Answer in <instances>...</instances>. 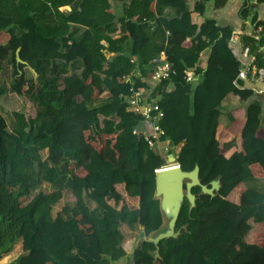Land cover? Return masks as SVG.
Segmentation results:
<instances>
[{"label":"trees","instance_id":"16d2710c","mask_svg":"<svg viewBox=\"0 0 264 264\" xmlns=\"http://www.w3.org/2000/svg\"><path fill=\"white\" fill-rule=\"evenodd\" d=\"M118 1L125 36L113 39L108 0H0V73L11 64L12 93L36 107L34 118L15 113L11 132L0 114V259L20 250L14 264H115L127 256L124 234L138 219L146 235L161 227L155 173L167 156L148 146L138 129L144 120L125 102L146 91L163 114L161 140L180 146L182 171L198 165L201 184L210 188L219 178L221 188L213 199L192 189L196 205L189 213L185 200L176 224L180 236L159 243L156 262L154 245L141 243L132 264H264V193L241 189L249 179L264 180V110L255 91L243 88L244 64L230 49L238 36L264 83V20L250 16L245 0L239 17H250L255 33L237 35L204 16L207 3L221 10L230 0H201L191 10L187 0ZM71 3L68 14L59 11ZM166 8L175 10L174 18L163 15ZM153 18L156 34L147 23ZM161 53L174 75L157 86L143 82L153 71L145 67ZM76 61L81 69L71 73ZM189 69L195 83L186 81ZM4 93L0 89V97ZM228 95L245 105L230 111L224 127L219 108ZM234 141L237 148L227 151ZM57 180V190L32 196L43 182ZM235 192L238 203L228 199ZM53 205H60L55 218Z\"/></svg>","mask_w":264,"mask_h":264},{"label":"water","instance_id":"95a60500","mask_svg":"<svg viewBox=\"0 0 264 264\" xmlns=\"http://www.w3.org/2000/svg\"><path fill=\"white\" fill-rule=\"evenodd\" d=\"M230 49L235 57L244 64V69L239 77V80L243 83V88L264 93V83H253L247 76L252 60L247 54H244L240 43L231 41ZM17 62H20L18 57ZM167 163L169 165H175L156 171L153 197L154 200L159 202L162 225L158 230L146 235L145 228L138 219L135 230L129 236L125 237V239H134V245L127 256L123 258L124 261L129 258L132 263L135 251L139 248L140 244L149 243L155 247V250L150 255L154 259V262H156L160 258L159 243L164 240L177 239L181 234V231H176V224L185 200L189 204V213H191L196 205V196L193 195L192 189L199 187L201 189L200 194L210 196L211 199L216 197L220 191L221 184L219 178L211 182L210 188L201 184L198 165L192 171L184 172L172 155L167 157Z\"/></svg>","mask_w":264,"mask_h":264},{"label":"crops","instance_id":"0c3cea01","mask_svg":"<svg viewBox=\"0 0 264 264\" xmlns=\"http://www.w3.org/2000/svg\"><path fill=\"white\" fill-rule=\"evenodd\" d=\"M245 0H230L227 6L221 10H214L213 4L212 3H207L205 5V12L204 16L206 18H211L217 22V24L221 27H226L230 26L233 28L234 32L237 35L240 34H245V35H253L255 32L253 31V26L251 25L250 22V17H248L247 20H241L239 17V10L241 6L243 5ZM201 0H187V6L188 10H191L194 5L201 3ZM74 3H71V5H65L59 8V11L68 14L71 11V8ZM108 4L110 6V11L113 13L115 16V26H114V32L110 34V37L113 39H119L125 36L124 33L121 31V23L120 20L123 17V3L118 1V0H108ZM248 4V10L250 16L253 14H257V17L259 20H264V5H259L256 0H247ZM163 15L167 18H174L175 17V10L171 8H166L163 11ZM147 23L150 24L152 34H156L158 31L157 25H156V19L153 18ZM72 28H79L81 31H84L85 29L80 26L76 25H71ZM18 34L20 33L19 31L17 32ZM80 34V33H79ZM79 36V35H78ZM236 42L239 43L238 41V36H235L233 39ZM234 42V41H232ZM242 48V47H241ZM77 62V61H76ZM80 62V61H79ZM134 62V61H133ZM162 63V59L159 55L157 57L156 61L151 65V66H146L145 73H149L150 71L154 70L157 66H159ZM73 64V63H72ZM201 67V66H200ZM249 78V75H247ZM143 82H149L148 77H143L142 78ZM152 85V84H151ZM172 90V87H168L167 91ZM142 97L143 99L147 97L146 91L144 93L142 92ZM255 100H258L259 102L262 103L263 105V110H264V93L260 91H255ZM243 103L239 100L238 97L234 95H228L225 100L222 102L220 106V116H219V122L224 126L228 127L231 124V116H230V111L237 107V106H242ZM245 105V104H244ZM243 105V106H244ZM261 123L264 126V112L261 117ZM138 129L141 133H147L149 134L151 132V124L149 122H142L139 126ZM128 254V253H127ZM123 261L116 263V264H122Z\"/></svg>","mask_w":264,"mask_h":264},{"label":"rangeland","instance_id":"374dc122","mask_svg":"<svg viewBox=\"0 0 264 264\" xmlns=\"http://www.w3.org/2000/svg\"><path fill=\"white\" fill-rule=\"evenodd\" d=\"M206 56L207 52H204L201 55V58L199 60V65L201 67L205 66L206 63ZM81 69V63L79 61L74 62L73 64L70 65V71L71 73H75L80 71ZM25 74L27 78L32 77V73L29 69H24ZM13 79V69L12 65L6 63L4 65L3 71L0 73V89H4L5 93L0 97V114L5 118L8 126V131L11 132L14 126V114L19 112L24 114L27 118H34L36 114V107L35 105L27 100L26 98H22L19 96H16L14 93L11 91V82ZM237 142L234 141L226 146V150H231L237 148ZM43 158L45 157V153H42ZM61 180H57L53 185L49 183L43 182L39 189L33 191L32 196H35L38 191H42L44 194H50L51 192L57 190L60 187ZM242 188H252L258 192L264 193V180L260 179H249L248 181L244 182L242 184ZM236 192L229 197L228 199L232 202L238 203L236 196ZM71 195V192L69 190L66 191L65 196L66 200L68 196ZM85 204L87 208L90 210L94 218L98 219L103 216V213L101 209L94 203L88 200L85 196ZM70 200V199H69ZM30 201V199L25 201V204H27ZM70 206H73L72 202H69ZM60 208V205H53L52 206V211H51V216L55 218L56 214L58 213ZM131 233L128 231L125 232V237L129 236ZM134 245V239H125V242L123 244V249L126 251V253H129L130 250L132 249ZM22 252L20 250L17 251H12L8 253L7 255L3 256L0 259V264H14L21 256ZM116 264V263H115ZM121 264V263H120ZM122 264H132L130 259H126L125 261L123 260Z\"/></svg>","mask_w":264,"mask_h":264},{"label":"built area","instance_id":"2783aa9c","mask_svg":"<svg viewBox=\"0 0 264 264\" xmlns=\"http://www.w3.org/2000/svg\"><path fill=\"white\" fill-rule=\"evenodd\" d=\"M232 41L236 42L235 40ZM244 54L247 53L244 52ZM160 57L162 59V63L152 71L151 77L149 78L150 84L154 86H157L160 82L167 80L172 75H174V71L172 70L171 64L166 61V56L164 55V53H161ZM251 60L253 62L252 58ZM251 66L248 70L249 80L252 81L253 83L263 82L262 72ZM197 79L198 78L195 75L194 69H189L186 72L187 82L195 83ZM148 101H149V97L143 99L142 93L139 91L133 92L132 96L125 100L128 110L130 112H132L137 116H140L144 121H147L151 124V132L149 134L141 133L142 136L145 138L148 146L152 150L156 151L161 155L167 157L172 155L177 160L180 146L170 147L168 143L161 140L162 137L164 136V131L160 126V121L163 117V114L161 113V111L157 109V106L155 105L154 102L149 103ZM167 167H170L168 163H166L164 166H162L159 169H163Z\"/></svg>","mask_w":264,"mask_h":264},{"label":"bare ground","instance_id":"6f19581e","mask_svg":"<svg viewBox=\"0 0 264 264\" xmlns=\"http://www.w3.org/2000/svg\"><path fill=\"white\" fill-rule=\"evenodd\" d=\"M173 165H175V164H173ZM171 166V165H170Z\"/></svg>","mask_w":264,"mask_h":264}]
</instances>
